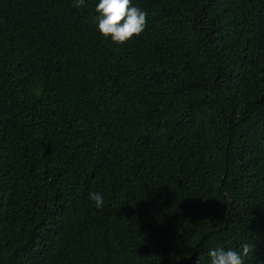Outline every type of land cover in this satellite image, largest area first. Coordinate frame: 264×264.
<instances>
[{
	"label": "trees",
	"instance_id": "obj_1",
	"mask_svg": "<svg viewBox=\"0 0 264 264\" xmlns=\"http://www.w3.org/2000/svg\"><path fill=\"white\" fill-rule=\"evenodd\" d=\"M75 3L0 0V264H264V0Z\"/></svg>",
	"mask_w": 264,
	"mask_h": 264
},
{
	"label": "clouds",
	"instance_id": "obj_2",
	"mask_svg": "<svg viewBox=\"0 0 264 264\" xmlns=\"http://www.w3.org/2000/svg\"><path fill=\"white\" fill-rule=\"evenodd\" d=\"M85 0H76L75 7H81ZM98 30L105 38L114 43L124 44L134 36H139L147 25V12L132 4V0H99L96 5ZM89 198L99 209L104 198L99 192H90ZM242 253L231 248L216 247L209 251L211 264H245V257L252 251L253 245L243 243Z\"/></svg>",
	"mask_w": 264,
	"mask_h": 264
}]
</instances>
